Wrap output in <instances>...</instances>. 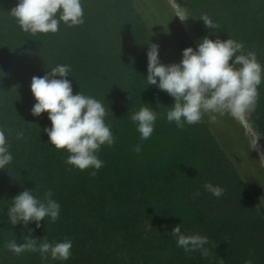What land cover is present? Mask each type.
Instances as JSON below:
<instances>
[{"label":"trees","instance_id":"16d2710c","mask_svg":"<svg viewBox=\"0 0 264 264\" xmlns=\"http://www.w3.org/2000/svg\"><path fill=\"white\" fill-rule=\"evenodd\" d=\"M184 1L198 39L207 34L242 42L264 69V0ZM16 3L0 0V131L13 157L0 169V264H264V209L258 214L254 207L264 196V171L234 119L225 114L210 123L204 116L177 128L165 119L173 98L147 85L149 43L158 44L165 64L178 62L191 45L168 1L80 0L81 24L59 22L55 33L37 34L22 31L9 14ZM57 64L69 66L65 78L73 93L103 103L115 136L96 153L103 164L94 176L92 169L66 164L68 153L49 144L46 112L30 113V78ZM257 90L247 119L264 143V71ZM141 106L157 113L144 141L130 120ZM226 129L233 145L221 133ZM138 143L139 153L133 151ZM205 182L223 194L212 196ZM23 189L41 198L51 190L60 205L57 219L45 217L38 228L7 223L11 197ZM196 190L199 196L191 198ZM176 224L186 235L208 238L206 256L176 246L170 232ZM28 228L37 243L71 239L70 257L41 259L38 252L16 255L4 247L22 242Z\"/></svg>","mask_w":264,"mask_h":264},{"label":"clouds","instance_id":"9594fccd","mask_svg":"<svg viewBox=\"0 0 264 264\" xmlns=\"http://www.w3.org/2000/svg\"><path fill=\"white\" fill-rule=\"evenodd\" d=\"M9 14L22 31L30 34L55 33L59 22L68 26L83 22L80 0H17ZM200 18L205 27L215 29L216 25L207 16ZM146 59L147 85H155L173 98L165 119L175 123L177 128L199 123L204 116L211 123L217 116L239 117L250 111L255 105L257 86L264 71L255 52L244 51L242 42L231 38L211 39L207 34L199 38L195 49L191 45L184 47L178 62H160L156 43L148 44ZM47 68L49 70L42 76L30 78L29 87L35 101L30 113L38 116L46 112L50 126L44 127L43 131L49 144L68 153L66 164L80 170L92 169L89 175L94 176L103 164L96 153L101 145H111L115 139L112 128L104 119L105 107L93 96L79 91L73 93L71 81L65 78L70 76L68 65L57 64ZM156 118V111L144 106L130 115L140 141L150 137ZM16 135L19 137L21 133ZM133 151H141L139 143ZM12 159L5 133L0 131V169H4ZM203 189L214 197L223 194L222 187L210 182H205ZM199 194L196 190L190 195L195 198ZM254 207L261 214L264 196ZM59 211L60 205L52 198L51 190L46 189L41 198L34 195V189H23L11 197L6 212L7 223L15 225L19 222L26 227L29 222H35L38 228L45 217L55 221ZM32 231L28 228L29 234L24 235L22 242L9 240L4 247L16 255L24 251L38 252L41 259L64 261L70 257L71 239L52 242L41 239L37 243ZM170 232L176 246L185 253L199 250L202 256L207 255L206 236L186 235L180 230V224L174 225ZM244 264H252V261L245 260Z\"/></svg>","mask_w":264,"mask_h":264},{"label":"rangeland","instance_id":"374dc122","mask_svg":"<svg viewBox=\"0 0 264 264\" xmlns=\"http://www.w3.org/2000/svg\"><path fill=\"white\" fill-rule=\"evenodd\" d=\"M170 6L175 12V16L179 27L185 34V36L190 41L191 45L195 49L196 43L198 42L197 31L193 23L192 15L188 9L184 0H167ZM184 18V19H181ZM235 124L239 127L247 146L252 150L256 156L259 158V164L264 171V143L262 141L261 135L257 131L256 127L247 119V112L239 117H233ZM221 133L225 138L233 145L234 140L231 132L226 129Z\"/></svg>","mask_w":264,"mask_h":264}]
</instances>
